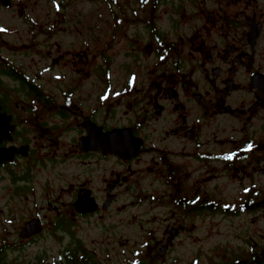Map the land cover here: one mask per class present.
<instances>
[{
	"label": "flooded vegetation",
	"instance_id": "obj_1",
	"mask_svg": "<svg viewBox=\"0 0 264 264\" xmlns=\"http://www.w3.org/2000/svg\"><path fill=\"white\" fill-rule=\"evenodd\" d=\"M105 1L97 23L32 26L39 58L0 54V148L27 147L0 180L27 197L39 171L52 211L0 246L51 239L40 264H264V0Z\"/></svg>",
	"mask_w": 264,
	"mask_h": 264
},
{
	"label": "rangeland",
	"instance_id": "obj_2",
	"mask_svg": "<svg viewBox=\"0 0 264 264\" xmlns=\"http://www.w3.org/2000/svg\"><path fill=\"white\" fill-rule=\"evenodd\" d=\"M13 7L8 8L0 4V54L6 57H13L22 61H28V57L39 58L41 55L38 50L43 51L45 48L31 49L28 45L37 43L34 41L40 40V36H36V33H31L29 30L34 29L32 26L36 24L51 23L52 19L62 18V15H72L73 13H82V15L89 16L92 19L91 23H97L95 21L98 18V14L102 9L108 7L105 0H12ZM200 4L201 0H197ZM190 3L186 5L189 11L192 10ZM196 6H199L196 4ZM114 7H117L114 2ZM57 9H59L58 14ZM81 10V11H80ZM68 15L66 16L69 17ZM101 23V22H98ZM67 43L69 39H66ZM15 49L13 52L12 49ZM46 61H42L46 63ZM43 63V64H44ZM30 188L27 197H14L13 186L11 182L5 178L0 180V245L14 244L21 241V231L25 227L26 223L33 218L40 219L41 216L46 215V220L52 217L51 209L40 208V172H34L30 177ZM220 232L223 228L219 229ZM218 230V231H219ZM131 236L134 231L128 230ZM92 239H86L88 243L91 241L93 245L92 249L97 246L102 248L104 246L102 238L98 235L97 231L93 232ZM226 241L220 233L214 235L212 239L207 241L206 246L214 243ZM133 241H130L129 246H132ZM48 245V251H42L45 246ZM43 248V249H41ZM56 247L53 240L45 238L43 241H37L36 244L30 245L23 250H9L5 253L8 261L15 262L17 264H40V258L49 259L56 254ZM48 263V262H47Z\"/></svg>",
	"mask_w": 264,
	"mask_h": 264
},
{
	"label": "water",
	"instance_id": "obj_3",
	"mask_svg": "<svg viewBox=\"0 0 264 264\" xmlns=\"http://www.w3.org/2000/svg\"><path fill=\"white\" fill-rule=\"evenodd\" d=\"M0 4L5 7H10L12 5L11 0H0ZM11 118L6 114L1 112L0 108V142L10 140L11 134L10 132L14 130V128L10 124ZM25 148H15V147H3L0 148V164H4L6 162H12L16 154H26ZM24 237H32L36 234L40 233V222L37 219L31 220L26 223L23 229Z\"/></svg>",
	"mask_w": 264,
	"mask_h": 264
},
{
	"label": "trees",
	"instance_id": "obj_4",
	"mask_svg": "<svg viewBox=\"0 0 264 264\" xmlns=\"http://www.w3.org/2000/svg\"><path fill=\"white\" fill-rule=\"evenodd\" d=\"M5 245L0 246V264H12L7 261L6 255H5Z\"/></svg>",
	"mask_w": 264,
	"mask_h": 264
}]
</instances>
